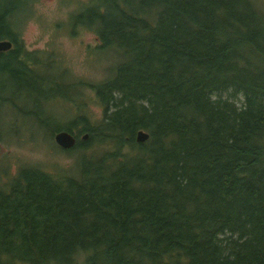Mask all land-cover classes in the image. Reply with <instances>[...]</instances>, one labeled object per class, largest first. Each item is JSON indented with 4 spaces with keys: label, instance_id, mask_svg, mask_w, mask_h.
I'll return each mask as SVG.
<instances>
[{
    "label": "trees",
    "instance_id": "1",
    "mask_svg": "<svg viewBox=\"0 0 264 264\" xmlns=\"http://www.w3.org/2000/svg\"><path fill=\"white\" fill-rule=\"evenodd\" d=\"M27 2L0 0L3 85L71 104L78 83L40 72L18 39ZM70 20L113 56L87 84L101 116L74 106L49 127L75 137L68 172L24 166L0 187V264H264V12L254 0H86ZM0 104L23 113L12 96Z\"/></svg>",
    "mask_w": 264,
    "mask_h": 264
},
{
    "label": "rangeland",
    "instance_id": "2",
    "mask_svg": "<svg viewBox=\"0 0 264 264\" xmlns=\"http://www.w3.org/2000/svg\"><path fill=\"white\" fill-rule=\"evenodd\" d=\"M254 1L264 12V0ZM83 2L86 0H28L25 12L15 18V29L22 48L31 57L37 55V60L43 63L37 69L63 84L75 80L78 93L71 104L59 97L51 100L49 96L41 102L34 94L31 95L32 90L21 87V91H16L13 83L8 87L3 85L5 78L2 77L5 75L0 74V94L12 96L23 108L22 115H19L11 109V104H0V187L5 186L24 166L68 172L76 160L77 151L68 152L59 148L53 141V133L49 135V127L59 120L70 119L74 106L79 107L78 112L86 113L90 122L101 116V105L87 84L107 76V68L114 61L107 50L102 53L94 47L97 43L94 31L71 23V14ZM35 85L38 86L37 83ZM232 98L239 105L241 97L236 94ZM39 112L43 117V126L32 117L40 116ZM75 128H72L73 133ZM82 134L78 137L81 138Z\"/></svg>",
    "mask_w": 264,
    "mask_h": 264
},
{
    "label": "water",
    "instance_id": "3",
    "mask_svg": "<svg viewBox=\"0 0 264 264\" xmlns=\"http://www.w3.org/2000/svg\"><path fill=\"white\" fill-rule=\"evenodd\" d=\"M11 47V41L6 39H0V51H6L8 48ZM86 133L82 134L80 137L81 139H85ZM74 135L65 131L64 129H60L53 133V141L54 143L60 148L69 149L73 146L75 142ZM147 132L143 131L142 129H137L135 132V140L139 142H143L147 139Z\"/></svg>",
    "mask_w": 264,
    "mask_h": 264
}]
</instances>
